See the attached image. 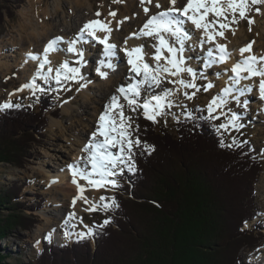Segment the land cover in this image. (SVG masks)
I'll return each mask as SVG.
<instances>
[{
  "label": "trees",
  "instance_id": "1",
  "mask_svg": "<svg viewBox=\"0 0 264 264\" xmlns=\"http://www.w3.org/2000/svg\"><path fill=\"white\" fill-rule=\"evenodd\" d=\"M6 15L0 8L1 25ZM53 99L40 96L37 106L24 102L0 113L1 163L22 169L31 164L32 146L44 138L48 117L61 112ZM137 129L135 170L126 171L116 188L118 206L104 212L108 223L72 244L44 240L35 261L25 264H250L240 249L253 245L256 252L264 239L254 229L264 222L247 227L262 214L255 185L264 162L254 143L227 146L215 119L201 112L179 120L175 132L142 115ZM24 188L14 182L0 191V242L38 223L33 212L43 197L37 204L24 202ZM6 259L0 250V264H22Z\"/></svg>",
  "mask_w": 264,
  "mask_h": 264
},
{
  "label": "rangeland",
  "instance_id": "2",
  "mask_svg": "<svg viewBox=\"0 0 264 264\" xmlns=\"http://www.w3.org/2000/svg\"><path fill=\"white\" fill-rule=\"evenodd\" d=\"M54 1L57 0H41V4H39L42 7L38 4L37 14H31L33 18L29 16V21L35 24L37 22L36 15H38L39 19H44L45 15L42 12L43 10L49 9V12L53 14ZM60 1L63 9L68 10L72 0ZM129 1L130 0H119V2H115V0H91V4L94 6L93 10L88 7L89 2L85 1L84 3H87L86 5L80 4L79 8L77 6L75 7L77 11L73 14V19L77 18L80 14L87 13V20L96 18L105 23H109L111 19L114 21V16L110 15V13L114 12L116 13L115 16L121 20L120 17L122 12L127 11L126 3ZM24 7L28 11L31 9V5L28 0H0V8H2L3 13L7 14L5 16L4 23L2 25L0 24V113L6 109L2 107L5 103H10L14 106H21L25 102L37 106L38 99L41 96L37 92L39 90L38 88L35 90H21L24 85L28 83L30 84L29 78L34 76V68L24 64V60L22 59V54L20 52V47L22 45V39L20 38L25 35L27 36L30 32V28H26V20L23 18V15L21 16L20 14ZM256 8L260 9L259 13L256 12ZM8 9L10 13L14 14V17L10 16ZM160 10L161 8L153 12L157 13ZM96 13H100V15L97 16ZM133 13L134 16H137V13ZM59 16L60 15L58 14H53L51 17L52 21H54V23L56 22L55 24L61 25ZM248 17L254 21L251 25L249 24L247 18L240 19L237 17L238 23L231 25V28L235 29V32L233 33L231 30H224V36L222 39L227 37L229 41L231 40L230 42L233 43L234 41L235 43H233L234 46L231 48L233 51L231 52L232 56L227 60L225 65H222L219 68L214 66L210 68L203 67L202 57L209 47H214V44H204L203 47H201L198 43L201 38L198 34H194V31L196 30L192 28L194 30L192 39L185 45L186 50L184 52V56L187 60V65L192 67L197 72L195 83L197 84L199 90L197 91L196 89L188 88L181 89L177 92L176 88L178 86L168 83L167 80L161 83V85L165 84V87H168L163 90L160 88L161 85L159 87H153V89H148L147 86H145V90L141 93V103L143 102L144 97L149 94L163 95L166 89H172L173 91V94L168 97V102H170L172 106L166 107L163 114L156 117L154 123L157 128L165 127L171 132H175L176 124L182 118L184 119L186 117L197 116L199 112L209 117L208 104L214 96L223 95V89L228 87L231 83V77L233 76L231 68L234 66L236 61L241 60L239 59V57H242L239 52L240 41L242 42V45L252 43L254 53L259 55V57L264 56V4L253 5L251 10L248 12ZM209 19H211V17ZM112 23L116 24L115 22ZM53 36H56V34L53 33L50 38ZM14 43L16 44V47L11 48L10 46ZM86 46L87 48H92L93 51L91 52V61H89L86 65V69L89 72H85L83 74L84 80H81L79 83L67 82L60 85H57V83L54 82L55 84L52 86L51 90H47L49 91V94H53L54 104L58 105L61 109L59 117H56L62 120V125L65 126L67 135H70V128L78 126V128H82L80 127L82 122L79 119L80 117L77 115L86 116L84 113V109L86 107L83 106L82 98L78 93L83 88L81 87V84L86 83L88 86L93 80L99 82L103 79L95 70L98 66V61L100 60L97 57V53L100 51L97 50L92 43L87 44ZM145 47L148 52H155V48L149 45H145ZM116 52L117 54L114 57L115 70L109 69L113 75H117L118 70L120 71L128 64L126 53L123 51L121 45H119V52ZM182 78L185 80L191 79L187 73H183ZM170 79L176 78L171 77ZM244 81L245 84L242 83L243 87H245V85H252V91L247 92L243 96H239V101L234 98L238 96L239 93L234 91L235 95L228 97L229 99H227V104L222 109V111L228 113L229 116L233 113L238 115V123L242 125V127L239 129L229 127L227 131L219 129V132L224 136V143L227 146H234L235 144H241L245 141H252L255 146L256 156L264 162V99L259 97V77ZM209 83H211L213 87L205 90V87ZM103 84L107 83L99 82V85L92 84V87L96 89L97 86L102 87ZM240 85H238L237 88H243ZM185 92L189 95L195 92V96L189 99L184 95ZM116 94L119 95L118 92H116ZM68 102H71L74 107L71 109L70 113H67L64 110V105ZM120 103L125 105L124 115L131 118L129 121L131 123V127L128 131L131 133V139L135 141L138 139L137 118L141 115L145 118L143 109L137 108L136 111H132L123 98H121ZM88 110L93 112L94 105H89L87 112ZM48 118L49 120L47 128H45L44 131V138H37L39 143L32 146L33 158L30 160L31 164H28L25 169H22L17 166L15 167L13 164L0 162V191L8 188L14 182H19L20 184L25 185V188L22 191L23 196L21 198L24 202L29 201L32 204H37L39 199L38 196L43 197V206H41L40 210L33 212V214L39 217L38 223L35 224L31 230L10 233L8 237L0 242V250L3 251L5 256H8L6 262L9 263L25 264L26 261H35L38 251L42 248V240L44 238L57 244H69L72 242L69 239L73 236H76L77 238L92 234L93 227L95 225L102 224L106 221V215L104 212L108 211L112 206L111 201L113 200L116 188L123 185L125 173L128 171L125 167L122 173H118L116 176L112 177V179L117 181V185L113 186L111 184H107L105 186V190L102 191V195L107 198L105 203L109 204V207L104 208L102 205H99L94 211L84 212L82 220L78 224L75 223V228H72V222L68 220V211L65 207L68 206L67 202L70 203V199L76 198V194L74 192L75 188L65 187V179H68V177L66 173L60 171V167L58 165L61 161L57 160L58 155H53V147L57 144L56 148H58V153L60 154L59 156L65 155V159L67 160L72 158V154L67 148H65V144H61L64 142L63 140L66 137H64L60 131L54 130L52 126H50L52 118H57L52 115ZM225 122L226 120L224 117H221L219 120L215 119L217 127H219L221 123ZM139 145L134 144L132 147V160L136 150L139 148ZM84 161L85 160L83 159L81 160V162ZM263 173L261 174L258 183L255 185L256 202L262 209V214L259 220L262 222H264V182L261 181ZM62 186H64L66 190L61 193L57 192V190ZM88 200L90 202L92 201L89 197ZM91 203H93V201ZM86 204L87 203H85V201H81L79 204L74 205L73 208L80 206L84 207ZM84 208L87 211L89 209L87 207ZM27 214L28 216L31 215L32 211H27ZM256 222L257 220H254V223L252 222L249 224L248 228H251ZM45 226L46 229L42 231ZM254 229H259L260 232L264 233V223H259L256 227H254ZM56 236H61L62 240L65 242L53 239ZM260 243L261 247L256 252L258 255L262 254L264 257V239ZM252 246L253 245L249 248L242 247L240 249V253L243 258L249 260L251 264H264L263 262H259V260H255L258 255H256L253 259V256L256 253L252 252Z\"/></svg>",
  "mask_w": 264,
  "mask_h": 264
},
{
  "label": "snow or ice",
  "instance_id": "3",
  "mask_svg": "<svg viewBox=\"0 0 264 264\" xmlns=\"http://www.w3.org/2000/svg\"><path fill=\"white\" fill-rule=\"evenodd\" d=\"M115 2H119V0H115ZM141 3L151 4L152 0H141ZM176 3L177 0H169L170 7L152 15L138 34L153 37L157 41L152 45L155 48V53L151 55L154 64H149L145 60V56L148 54L144 52L143 45L131 49L125 48V53L128 57L127 63L130 65L131 73L134 74L133 82L126 87H119L117 89L119 95H113L110 98L105 111L100 115L99 126L96 132L93 133L92 141L83 149L88 154L86 158H82L85 159V166L82 168L77 165L71 166L74 177L79 176L95 188L104 187L107 184L116 186L117 181L112 179V177L122 173L125 167L129 172L135 170L131 150L133 145H139L140 141L139 139L135 141L131 139V133L128 131L131 127L129 122L131 118L124 115L125 105L120 103L121 98L127 102L132 111L142 108L145 118L155 122L156 117L162 115L166 107L172 106L168 102V97L173 94V91L172 89H166L163 95L149 94L144 97L141 103V93L145 90V86L148 89H152L153 87H159L161 83L167 80L168 83L178 86L176 88L177 92L188 88L199 90L195 83L197 72L192 67L187 66L184 56L185 45L192 39V32L186 25L190 23L196 30H202L203 38L198 41L201 47L204 44H213L217 35L220 37L224 36V30L235 32L231 25L238 23L237 17L240 19L247 18L251 25L254 21L248 17V12L253 5L264 4V0H186V3L181 8H176ZM155 6L157 8L161 7L158 2ZM255 10L257 13L260 12L259 8ZM144 11L147 13L149 9L145 7ZM96 15L99 16L100 13H96ZM110 15L115 16L116 13L113 12ZM111 31L112 29L107 23L92 20L84 24L78 37L71 41L65 42L62 37L50 40L41 54H29L30 59L39 62V70L36 75L46 82L54 80L57 85L62 84V82L79 83L84 80L81 68L86 66L87 61L83 44L87 43L88 38H90L103 45V58L98 61V66L95 70L101 78L107 79L108 71L104 69L115 70L112 58L116 56L117 48L116 44L109 43ZM98 32L104 35L98 36ZM62 43H67V48L61 49L60 45ZM251 48L252 43L241 48V56L244 57L246 52L250 53ZM61 51L71 53L75 59L73 61L65 59L54 66L53 61L50 59V54ZM230 55L226 50V45L215 44L214 47H209L203 55V67L210 68L213 65L225 63L230 58ZM73 64L76 66H72ZM231 72L234 75L231 77L230 85L223 89V95H217L208 104L209 119L219 120L224 117L226 120L225 123L219 125L218 130L224 129L227 131L229 127L236 129L242 127L238 123V115L233 113L229 116L228 113L222 111L227 104V98L234 91L239 93L238 96L234 97L237 101H239V96L252 91V85L237 88L242 80H252L259 77L258 90L260 97L264 99V57L250 54L235 63L231 68ZM183 73L189 74L191 79H183ZM171 77L176 79H170ZM35 79L36 77L34 76L32 82L24 85V87L37 89L38 86L35 83ZM86 86V83L81 84V87ZM212 87L213 85L209 83L205 90ZM39 90L43 91V89ZM184 95L191 99L195 96V92L191 95L185 92ZM13 106L10 103H5L2 107L11 108ZM97 137H102V139H97ZM228 146L231 147V145ZM113 149H117V151L113 152ZM73 182L77 183L75 179ZM78 187L81 195L77 198L85 199V203H88V200L82 195L85 189L79 185ZM106 199V197H100L101 201ZM111 203L118 206L114 199ZM102 206L108 208L109 204L104 203ZM95 209L96 205L93 203L88 210L94 211ZM105 223H108V221H105Z\"/></svg>",
  "mask_w": 264,
  "mask_h": 264
},
{
  "label": "bare ground",
  "instance_id": "4",
  "mask_svg": "<svg viewBox=\"0 0 264 264\" xmlns=\"http://www.w3.org/2000/svg\"><path fill=\"white\" fill-rule=\"evenodd\" d=\"M28 1L30 2L31 9L28 11L24 7L21 10L20 14H21V16L23 15V18L26 20L25 25L27 26L26 28H30V32L27 36L25 35V36L20 38V39H22V45L20 47V52L22 54V59L24 60V64L26 66H30V67L34 68V76L36 77L35 83L38 86V89H40V88L43 89V86L41 84L44 83V79L41 78V83H40L39 80L37 79L38 77L36 75V73L39 70V68H38L39 62L35 61L33 59H30L29 54L30 53L33 55L41 54V52H43V50H44V46H45L44 43H46L49 39H51L50 36L53 33L56 34V37H62L65 42L71 41L72 39L77 38V34H79L80 29L84 26V24L88 23L90 20H87V18H88L87 13L80 14L79 16H77V18L73 19L74 18L73 14L77 11V9L75 7L77 6L79 8L80 4L86 5L87 3H84L85 1L89 2L88 7L91 8L92 10L94 9V6L91 4V0H75V1L72 0L70 2L69 9L65 10V9H63L61 1L57 0V1H54V3H53L54 4L53 14L60 15L59 18H60L61 25L55 24L56 22L54 23V21H52L51 16L53 14L49 12L50 11L49 9L42 11L43 14L45 15L44 19H39L38 15H36V18H37L36 21L37 22L34 24V23L29 21V18L32 17L31 14H34V15L37 14V10H38L37 6L39 3L41 4V0H28ZM157 2L161 5L160 11H163V10L167 9L168 7H170L169 0H152L151 4L141 3V0H130L129 2L126 3L127 11L122 12V15L120 17L121 20H119L116 16H114V19H113L114 21H112V19H111L110 22L107 23L108 26L112 29L110 37H109V43L116 44V46H117L116 51L119 52V45H121L123 51H125V48L130 49V48H133V47H136L139 45H143L144 46V52L148 54L145 57L148 56L151 59V55L155 52H153V53L148 52L146 50L145 45H149L152 47V45L155 44L157 41L153 37H150V36L143 37V35H138V34L140 33L141 29L143 28V25L146 23V20H147L146 18L148 16H150L151 14H156L153 11L159 9L155 6ZM185 3H186V0H177L175 7L181 8L184 6ZM40 4H39V6L42 7ZM145 7H147L149 9V11L147 13H145V11H144ZM133 12L137 13V16H134ZM99 21H101V20H99ZM101 22H103V21H101ZM112 22H115L116 24H114ZM103 23H105V22H103ZM188 24H190V23H188ZM63 25H64V27H63ZM28 26H30V27H28ZM190 26H191V28L195 29V27L193 25L190 24ZM196 33L198 34V36L201 39L203 38L202 30H196ZM97 35L103 36L104 34L98 32ZM235 36H237V35H235ZM230 41L227 37L222 39V37H219L217 35L215 42L213 44H214V46H215V44L226 45V48L228 47L230 49V51L233 52L231 48H232V46H234L233 43H235V42L233 41V43H232ZM90 43H92L97 48V50L100 51V52H98L99 53L98 59L103 58V56H102L103 45L100 46L101 45L100 43L96 44V42L90 41V38H88V42L83 44V47L85 49V59L87 61V64L89 63V61H91L90 57L92 56L91 52L93 51L92 48H90V47L87 48V46H86L87 44H90ZM62 44L60 45L61 49L67 48V46H68L67 43H62ZM248 44L249 43L242 45V42L240 41L239 49L244 48ZM15 45L16 44L14 43L10 47L11 48L16 47ZM206 45H210V44H206ZM239 52H240V50H239ZM253 52H254L253 48H251V52L250 53L246 52V53L250 55ZM246 53H244V57H246L245 56V55H247ZM231 56H232V53H231L230 57ZM244 57H239V59L242 60ZM258 57H259V55H258ZM50 59L53 61V65L55 66L65 59H67L69 61H73L75 59V57H73V55L71 53L61 51V52H54V53L50 54ZM127 59H128V57H127ZM151 61H152V63L151 62L150 63L154 64V61L152 59H151ZM114 62H115V58H112V63L114 64ZM237 62L238 61H236L235 63H237ZM161 63H163V61H161ZM217 65L219 66V64H217ZM217 65H215V67H218ZM72 66H76V65L73 64ZM104 70L108 71V78L107 79L103 78L101 81H99L100 83H107V84L102 85L103 88L97 86V88L95 89L94 87H92V84L99 85V82L93 80L90 83V85L83 87L78 92L80 97L82 98L83 106L86 107L84 109V113L86 116L77 115L80 117L79 119L82 122V124L80 125V127H82V128H78L79 126L75 127V128H70V135H67L66 130H65V126L62 125L63 122L61 119L57 118V119H59V120H57V119L52 118L51 122L49 121L50 126H52V128L54 130L60 131L64 135V137H66L65 138L66 140L64 139L63 140L64 142L61 144H65V148H67L70 151V153L72 154V158L70 160H67V159H65V155L59 156L60 154L58 153V148H56L57 144H55L53 147V151H52L53 155H55V154L58 155L57 160L61 161V163H62V164L59 163V165H58L60 167V171L66 173L67 177H68V179L67 178L65 179V187L75 188L74 192L76 194V196H75L76 198L70 199V203L67 202V205H68V206H66L67 208L65 207V209L68 211V218H69L68 220L70 222H72V224H71L72 228H75V223L78 224L82 220L84 212H91L90 210L87 211L84 207H87L90 209L92 207L93 203H95L96 207L99 205H103L105 203V201L100 200V197H102V196L105 197L104 195H102V191L105 190V186L100 187V188H95V187L89 185L86 180L81 179L79 176L74 177L71 166L77 165L78 167H81V168L85 166V161L81 162V160H82V158H86L88 154L86 152H84L83 149L89 142L92 141L93 133L96 132V130L99 126L100 115L105 111L107 105L110 102V98L113 95H117L116 94L117 89L121 86L126 87L129 83L133 82L134 74L131 73L130 65H128V64L123 69H121L120 71L118 70L117 75L111 74L109 69H104ZM85 72H87V73L89 72V71H87L86 66L81 68V74L83 75ZM34 76L29 78L30 83L33 80ZM242 83L245 84V81L242 80L240 83L241 84L240 86L243 87ZM160 88H161V90H163V89L168 88V87L167 86L165 87V84H163V85H161ZM25 90H33V89L25 87ZM234 95L235 94H233L232 96H234ZM227 99H229V98H227ZM91 104L94 105V110H93V112L89 111V110L87 112V108H89V105H91ZM73 108L74 107H73V104L71 102H68L67 104L64 105V110L67 113H70L71 109H73ZM97 139H102V137H97ZM112 151L116 152L117 149H113ZM83 160H85V159H83ZM88 167L90 169V165ZM74 179L77 181V183L73 182ZM261 181L264 182V173H263ZM78 185L82 186L85 189V191L82 194L83 197L86 198L87 200L89 197V199H91L93 201V203H91L92 201L90 202L88 200V203L86 204V206H84V207L80 206V207H76V208L74 207L73 208V206L76 204H79V202L85 201V199L77 198L81 195ZM65 187L64 186L60 187V189H58L57 192H59V193L64 192L66 190ZM73 201H75V203H73ZM46 225H48V224H46ZM45 229H46V226H45V228L42 229V231H44ZM53 239L60 241V242H65L62 240L61 236H56ZM75 239H76V236H73L69 240L73 241ZM256 255H258V253L253 256V259ZM260 255H262V254H260ZM260 255H258L255 258V260H259V262L264 263V257H263V255L262 256H260Z\"/></svg>",
  "mask_w": 264,
  "mask_h": 264
}]
</instances>
